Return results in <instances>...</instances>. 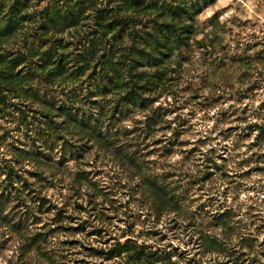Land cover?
Wrapping results in <instances>:
<instances>
[{
  "label": "rangeland",
  "instance_id": "374dc122",
  "mask_svg": "<svg viewBox=\"0 0 264 264\" xmlns=\"http://www.w3.org/2000/svg\"><path fill=\"white\" fill-rule=\"evenodd\" d=\"M146 1L0 0L6 264H264V24Z\"/></svg>",
  "mask_w": 264,
  "mask_h": 264
},
{
  "label": "clouds",
  "instance_id": "9594fccd",
  "mask_svg": "<svg viewBox=\"0 0 264 264\" xmlns=\"http://www.w3.org/2000/svg\"><path fill=\"white\" fill-rule=\"evenodd\" d=\"M256 5H264V0H255ZM229 5H232L233 7L231 10L227 13H225L224 16L221 17V22L231 18V17H239L241 20H247V19H254L256 18V15L259 16V19L262 24H264V7L261 8V11L259 13L253 14V0H217V4L210 5L204 15L202 16V19H209L212 16L215 15L216 12L220 11L222 8H226ZM243 6L244 12L237 11V6ZM180 157H174L173 161L179 160ZM242 199L244 197H241ZM261 240H264V236H261ZM10 255V254H9ZM0 264H6L5 261L0 260Z\"/></svg>",
  "mask_w": 264,
  "mask_h": 264
},
{
  "label": "trees",
  "instance_id": "16d2710c",
  "mask_svg": "<svg viewBox=\"0 0 264 264\" xmlns=\"http://www.w3.org/2000/svg\"><path fill=\"white\" fill-rule=\"evenodd\" d=\"M123 6L126 8H132L134 7L135 9H141V10H157V8H160L163 10V14L165 15V12L168 11V9L165 7V5H159V3H151L147 2L146 0H121ZM166 8V9H165ZM171 12V15L177 16V17H182L183 13L182 12H189L186 8H181L179 6H175L172 9L169 10ZM125 19V18H124ZM126 20V19H125ZM121 23H125L124 20H120ZM120 23V24H121ZM162 26V25H161ZM175 25L173 23H165L164 27L165 28H160V31L158 32L162 33L163 38H167V44L169 45L170 43H180L182 41V35L177 30L176 28H173ZM161 37L156 38V44L161 41ZM158 45V44H157Z\"/></svg>",
  "mask_w": 264,
  "mask_h": 264
}]
</instances>
